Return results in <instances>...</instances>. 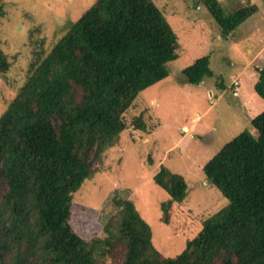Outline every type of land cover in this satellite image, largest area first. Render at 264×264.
Listing matches in <instances>:
<instances>
[{"label": "trees", "instance_id": "trees-1", "mask_svg": "<svg viewBox=\"0 0 264 264\" xmlns=\"http://www.w3.org/2000/svg\"><path fill=\"white\" fill-rule=\"evenodd\" d=\"M144 1L108 0L98 11L102 21L74 22L0 117V182L6 188L0 196V264H94L88 241L69 223L72 195L91 173L85 151L116 137L121 113L140 91L168 76V62L178 53L166 19ZM199 1L221 36L249 12L225 15L220 0ZM256 71L254 92L264 98V67ZM214 73L207 54L181 70L192 84ZM132 121L145 129L140 116ZM250 124L258 137L243 129L202 166L227 206L205 218L181 252L161 259L147 225L128 205L117 221V235L127 244L122 264H264V109ZM153 180L169 195L161 203L168 222L167 209L184 199L186 182L163 165ZM8 251L14 253L5 261Z\"/></svg>", "mask_w": 264, "mask_h": 264}, {"label": "rangeland", "instance_id": "rangeland-1", "mask_svg": "<svg viewBox=\"0 0 264 264\" xmlns=\"http://www.w3.org/2000/svg\"><path fill=\"white\" fill-rule=\"evenodd\" d=\"M220 1L225 15L237 14V9L249 11L227 36H221L218 24L199 0L144 1L153 15L166 19L176 36L178 53L168 62V76L140 91L121 113L123 128L116 137L100 150L94 144L85 151L91 173L72 195L69 223L88 241L94 264H122L125 259L127 244L117 235V221L118 212L128 205L147 225L152 248L163 259L181 252L205 218L228 204L208 182L202 166L243 129L259 135L250 119L226 104L228 99L241 104L245 95L250 102L245 112L249 117L264 109V98L251 104L258 97L252 72L264 67V0ZM107 3L0 0V117L71 25L78 20L102 21L103 13L98 11ZM206 54L213 76L185 83L181 70ZM213 87H219V93L226 89L221 101L216 102ZM76 92L78 97L80 90ZM138 116L144 130L134 126L132 120ZM161 165L180 174L187 190L184 199L169 205L168 222L162 219L161 203L169 195L153 180ZM5 190L0 182V196ZM13 253L5 252L3 259L9 261Z\"/></svg>", "mask_w": 264, "mask_h": 264}, {"label": "crops", "instance_id": "crops-1", "mask_svg": "<svg viewBox=\"0 0 264 264\" xmlns=\"http://www.w3.org/2000/svg\"><path fill=\"white\" fill-rule=\"evenodd\" d=\"M262 68V67H261ZM256 70V69H255ZM257 72V71H256ZM237 75L239 74V73H243V72H235ZM251 73V72H250ZM240 75V74H239ZM257 77H258V72L257 73H255V72H252V76H251V78L253 79V81H251V82H256V80H257ZM255 84V83H254ZM221 87H223V85H221ZM230 87H231V83H230ZM214 88V90H215V93L213 92V94H214V96L216 97V102H218V101H221L222 100V95H223V92L226 90V89H222V92L221 93H219L218 92V88L219 87H213ZM242 98H244V102L242 103L241 102V100H239V99H237V100H239L240 102H241V104L240 103H238L237 101H233V99H228V104H226L229 108H231V110L233 111L234 110V108H237L236 110H238V112H240L242 115H243V117L245 118H247L248 120L251 118V117H249L245 112H246V110L249 108V106H250V102L249 101H247V100H245V95L244 96H242ZM261 98H259V97H257V98H255V100L254 99H252L251 100V104H258V102H259V100H260ZM219 104H220V102H219ZM233 104L235 105V107H233ZM213 105V104H212ZM212 105H210V106H212ZM210 109V108H209ZM234 112V111H233ZM240 115V114H239ZM203 122H202V118H201V123L200 124H202Z\"/></svg>", "mask_w": 264, "mask_h": 264}, {"label": "clouds", "instance_id": "clouds-1", "mask_svg": "<svg viewBox=\"0 0 264 264\" xmlns=\"http://www.w3.org/2000/svg\"><path fill=\"white\" fill-rule=\"evenodd\" d=\"M233 90V88H231Z\"/></svg>", "mask_w": 264, "mask_h": 264}]
</instances>
